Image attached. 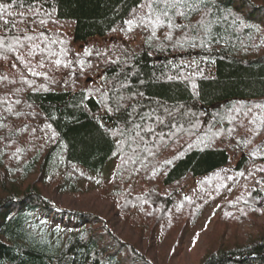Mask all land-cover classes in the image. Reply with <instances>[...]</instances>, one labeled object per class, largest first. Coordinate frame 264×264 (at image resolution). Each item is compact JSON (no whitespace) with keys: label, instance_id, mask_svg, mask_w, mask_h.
I'll return each instance as SVG.
<instances>
[{"label":"trees","instance_id":"obj_1","mask_svg":"<svg viewBox=\"0 0 264 264\" xmlns=\"http://www.w3.org/2000/svg\"><path fill=\"white\" fill-rule=\"evenodd\" d=\"M146 2L0 0V264H157L150 243L48 196L112 162L120 208L165 241L159 264L214 200L219 224L264 211V0L167 17ZM38 211L72 228L36 232ZM213 242L199 264H264V224Z\"/></svg>","mask_w":264,"mask_h":264},{"label":"rangeland","instance_id":"obj_2","mask_svg":"<svg viewBox=\"0 0 264 264\" xmlns=\"http://www.w3.org/2000/svg\"><path fill=\"white\" fill-rule=\"evenodd\" d=\"M115 167L116 162H112L102 171L99 179L93 182L80 181L73 190H52L48 187L51 190L48 191V196L59 207L67 210L87 209L98 212L108 218L114 230L125 238H130L133 242L138 239L140 245L150 243L149 254L159 264L166 247L165 241L158 238V227L152 237L149 235L141 210L123 211L120 208L119 199L112 193L111 175L114 174ZM215 191H218L217 188ZM223 198L224 196L206 205L196 224L187 229L182 240L175 245L172 264H199L214 239L221 237L224 241L234 242L251 239L259 234L260 225L264 224V211L249 220L219 224L218 208ZM45 218L42 211L33 214L36 232L47 230L56 238L62 237L72 228V221H69L72 219H60L53 212Z\"/></svg>","mask_w":264,"mask_h":264},{"label":"snow or ice","instance_id":"obj_3","mask_svg":"<svg viewBox=\"0 0 264 264\" xmlns=\"http://www.w3.org/2000/svg\"><path fill=\"white\" fill-rule=\"evenodd\" d=\"M15 2V0H14ZM161 4H163V9L161 10V15L167 17L168 16V9H177L180 6H184V7H191V5H189L188 0H147V2L145 4H141L138 7L141 8V10H143V8H147L149 10V15L151 14V12L154 10V7H159ZM11 7V5H0V11H4L6 10V8ZM193 11H195V8H193ZM178 15L180 16H184L185 14L183 12H179ZM0 19H2V17H0ZM134 21L129 20L126 21V23L128 25H132ZM142 24L144 23V18H141L140 21ZM161 21L159 20V17H157L155 23H160ZM9 23V21H4L5 26H7ZM43 23V21H42ZM154 34V33H153ZM27 39L31 40L32 37H26ZM171 37H169L170 39ZM57 63H60L59 61H57ZM160 124H164L163 120H159ZM137 127H139V125H137ZM148 131H152V129H148ZM162 135V133H161Z\"/></svg>","mask_w":264,"mask_h":264}]
</instances>
